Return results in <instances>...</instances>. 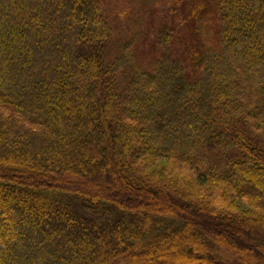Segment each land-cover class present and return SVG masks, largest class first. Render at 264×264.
Segmentation results:
<instances>
[{
    "label": "trees",
    "instance_id": "1",
    "mask_svg": "<svg viewBox=\"0 0 264 264\" xmlns=\"http://www.w3.org/2000/svg\"><path fill=\"white\" fill-rule=\"evenodd\" d=\"M0 264H264V0H0Z\"/></svg>",
    "mask_w": 264,
    "mask_h": 264
},
{
    "label": "rangeland",
    "instance_id": "2",
    "mask_svg": "<svg viewBox=\"0 0 264 264\" xmlns=\"http://www.w3.org/2000/svg\"><path fill=\"white\" fill-rule=\"evenodd\" d=\"M163 164H166V163H163ZM149 167H151L149 169L150 173H153L155 171V173H157V175L161 176L160 179L163 180L166 184H169V182H173V183L177 182L179 184L182 180L181 176L179 177V176H177V174L171 175L170 173L165 172L164 167H162V165L159 166V167H161L160 170H157L156 166H154L153 164L150 165ZM182 174L184 175V173H182ZM214 247H215L214 253H216V252L221 253V255H223V258L226 259L227 261H232V259H234V255H232L231 253H228V256H227V252L224 250L223 246L221 245V243H219V241L215 242ZM200 260L198 261V263H200Z\"/></svg>",
    "mask_w": 264,
    "mask_h": 264
}]
</instances>
